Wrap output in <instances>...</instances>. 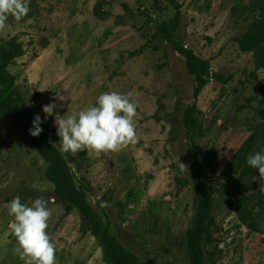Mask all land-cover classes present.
I'll return each mask as SVG.
<instances>
[{"label":"rangeland","instance_id":"rangeland-1","mask_svg":"<svg viewBox=\"0 0 264 264\" xmlns=\"http://www.w3.org/2000/svg\"><path fill=\"white\" fill-rule=\"evenodd\" d=\"M177 2L178 7L169 0H27L28 15L7 21L0 31V59L13 77V91L40 115L56 144L55 116L45 119L44 105L55 102L60 115L74 114L95 106L104 92H135L134 143L119 152L62 154L113 234L147 264H190L186 236L197 198L189 176L184 186L175 180L174 165L180 159L190 171L184 112L197 105L202 178L217 199L216 242L207 264H264V180L258 172L246 177L236 193L231 181L238 175L229 167L252 133L262 135L255 153L264 150V120L255 110L264 107V69L234 40L264 0ZM142 15L138 27L134 21ZM150 20L157 23L155 31ZM164 24L175 28L186 48L211 61L210 82L199 96L185 57L171 43L153 39ZM11 41L23 55L6 54ZM228 117L230 126L224 123ZM46 172L26 137L0 120V264H23L9 229L8 205L16 196L29 205L38 197L54 198L47 232L56 245V264H110L86 219L58 198ZM239 194L248 199L262 232L241 224L233 203Z\"/></svg>","mask_w":264,"mask_h":264},{"label":"trees","instance_id":"trees-1","mask_svg":"<svg viewBox=\"0 0 264 264\" xmlns=\"http://www.w3.org/2000/svg\"><path fill=\"white\" fill-rule=\"evenodd\" d=\"M169 1L173 6L178 7L177 0ZM259 10L260 12L253 17L246 31L241 36L235 37L234 40L238 43L240 50L252 53L257 69H264V4L260 5ZM12 19L14 18L10 16L8 21ZM153 23V20L149 21L151 27ZM174 32L175 28L164 24L153 36V39H162L171 43L176 51L185 57L188 68L195 78V95L199 96L210 82L212 75L211 61L186 48L184 44L176 39ZM8 53L11 56L18 57L23 55L24 50L21 45L11 41L9 49L6 51V54ZM12 79L11 73L6 69L5 62L0 59V120L7 121L17 128L43 158L47 165V178L54 184L56 195L63 202L79 209L81 215L88 222L93 235L99 239L106 262L110 264H147L129 251L113 234L109 223L103 220L77 186L76 174L58 146L49 143L50 139L44 130L39 137H32L29 134V129L33 126L34 115L24 107L21 96L13 91ZM260 93L264 96V87L261 88ZM255 110L264 120V107L260 106ZM199 114L200 110L197 105L188 106L184 112V123L192 141L189 155L190 171L181 172L179 164L174 165L175 180L184 186L185 182L189 183V179H187L189 176L197 198L194 223L186 236L190 264H207L208 258L213 255L210 248L216 242L214 228L217 199L215 192L203 181L199 154L201 147L196 142ZM261 136L258 132L252 133L232 158L229 167L233 174L238 175V177L234 181H231V179L230 181L236 193H239L240 181L258 172L257 169L248 166L246 160L250 154L255 153ZM233 203L241 224L252 231L262 232L258 216L254 209L250 207L248 199L239 194L234 197Z\"/></svg>","mask_w":264,"mask_h":264},{"label":"clouds","instance_id":"clouds-1","mask_svg":"<svg viewBox=\"0 0 264 264\" xmlns=\"http://www.w3.org/2000/svg\"><path fill=\"white\" fill-rule=\"evenodd\" d=\"M29 11L27 0H0V31L6 28L10 16L20 21ZM134 96V91L104 92L97 97L95 106L66 115L55 111V102L44 105L45 119L55 116L54 123L60 138L58 144L51 140L49 143L58 145L64 154L82 150L97 154L122 151L137 137L134 120L138 105ZM43 122L40 115L34 116L33 126L29 129L32 137L41 135ZM246 162L257 169L260 179L264 180V150L250 154ZM179 168L181 172L187 170L180 159ZM53 199L38 197L29 205L16 196L8 205V215L12 218L9 229L17 243L14 252L23 264H56V245L47 232L52 215L49 204Z\"/></svg>","mask_w":264,"mask_h":264},{"label":"water","instance_id":"water-1","mask_svg":"<svg viewBox=\"0 0 264 264\" xmlns=\"http://www.w3.org/2000/svg\"><path fill=\"white\" fill-rule=\"evenodd\" d=\"M145 18H146L145 16H137L136 19H135V21H134L135 25L138 26V27L141 26L142 23L144 22ZM156 28H157V23L154 22L153 25H152L153 31H155ZM231 122H232V117H228L225 120L224 123H225V125L230 126L231 125Z\"/></svg>","mask_w":264,"mask_h":264}]
</instances>
